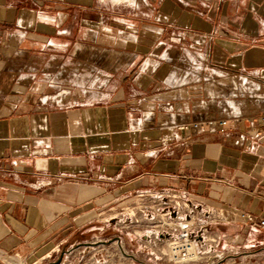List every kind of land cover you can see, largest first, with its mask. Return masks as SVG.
<instances>
[{"label": "crops", "instance_id": "1", "mask_svg": "<svg viewBox=\"0 0 264 264\" xmlns=\"http://www.w3.org/2000/svg\"><path fill=\"white\" fill-rule=\"evenodd\" d=\"M0 92L1 258L96 250L142 190L264 217V0H0ZM224 223L264 264V231Z\"/></svg>", "mask_w": 264, "mask_h": 264}, {"label": "rangeland", "instance_id": "2", "mask_svg": "<svg viewBox=\"0 0 264 264\" xmlns=\"http://www.w3.org/2000/svg\"><path fill=\"white\" fill-rule=\"evenodd\" d=\"M1 93V92H0ZM8 99L6 95L0 94V106ZM2 111H0V114ZM185 200V197H182ZM179 200V202H183ZM150 205L151 199L143 201ZM185 202H187L185 200ZM193 204L184 205L189 217L180 218L177 228H181L184 221H190V236L195 240L196 257L189 258L183 262H176L169 259L168 254L162 253L165 249L163 239L155 238L152 231L148 235L136 236L133 230L138 227L134 223H128L125 226L121 221H117L118 215L113 221H108L106 227H98L92 231L86 241L92 242L96 250L89 251V248L82 247L83 244L75 246V240L66 242L57 246L55 251L49 256L42 258L29 257H0L3 264H49L57 259L64 252L60 264H252L257 256L245 257L241 260L243 254L250 256L251 252L241 251L238 240L233 235L223 238L220 233L229 232L232 225L210 219V216L198 209V200L191 198ZM167 204V203H166ZM166 204L164 206H166ZM172 204V203H171ZM116 209L115 211H117ZM149 224L142 223L144 229H149ZM219 231V232H218ZM218 236V242H216ZM201 237V238H200ZM107 241L102 243L101 241ZM148 240V242H147ZM163 248V249H162ZM124 250L126 254H123ZM164 252H167L165 249ZM126 261V262H125Z\"/></svg>", "mask_w": 264, "mask_h": 264}, {"label": "built area", "instance_id": "3", "mask_svg": "<svg viewBox=\"0 0 264 264\" xmlns=\"http://www.w3.org/2000/svg\"><path fill=\"white\" fill-rule=\"evenodd\" d=\"M254 121L255 124L251 127L252 129L250 128V132H252L254 136L264 137V113L259 114ZM226 123L227 119H225V117L220 118L206 115L196 117L193 120L184 119L178 121L173 124V130L176 132L182 130L187 131L191 128L221 130ZM174 131H172V135ZM182 197H185L187 202H185ZM149 198L151 199L150 205H146L143 201ZM179 200H183V202H179ZM186 203L193 204L191 198L178 192L171 190L162 192L142 190L141 192H136L132 200L116 205L115 208L112 207L103 218L108 222L113 221L118 215L120 218L117 217L116 220L121 221L125 226H127L128 223L136 224L138 229L133 230V234L136 236L148 235V232L152 231L155 238L160 240L163 239L162 241L165 244L167 252H164L165 249L162 248V253L168 254L169 259L173 261L183 262L191 258V252L194 251L195 248V240L189 234L191 220L187 219L181 224L182 227L180 229L177 228L180 218L189 217L187 210L185 208L183 209ZM165 204L166 206H164ZM197 204L199 205L198 209L208 214L212 220L227 222L234 221L238 218L245 231H254L256 229L264 231V217L253 215L247 211H241V213L235 215L230 210L215 208L200 200H198ZM116 209L118 210L115 211ZM142 223L146 225L149 224L148 227L150 228L148 230L144 229L141 227ZM216 242H218V236ZM121 252L126 254L124 250H121ZM127 264H130V262Z\"/></svg>", "mask_w": 264, "mask_h": 264}, {"label": "water", "instance_id": "4", "mask_svg": "<svg viewBox=\"0 0 264 264\" xmlns=\"http://www.w3.org/2000/svg\"><path fill=\"white\" fill-rule=\"evenodd\" d=\"M102 243L104 242H107V241H101ZM85 244H91V243H85ZM63 254L64 252L61 251V254L57 257V259L53 262H50L49 264H60L61 260H62V257H63ZM0 264H3L1 261H0Z\"/></svg>", "mask_w": 264, "mask_h": 264}, {"label": "bare ground", "instance_id": "5", "mask_svg": "<svg viewBox=\"0 0 264 264\" xmlns=\"http://www.w3.org/2000/svg\"><path fill=\"white\" fill-rule=\"evenodd\" d=\"M57 94H59V93H57ZM61 94H63V93H61ZM59 97H60V96H59ZM193 248H194V247H193ZM194 252H195V248H194V251H192V252H191V255H190L192 258L196 257V253H194Z\"/></svg>", "mask_w": 264, "mask_h": 264}]
</instances>
